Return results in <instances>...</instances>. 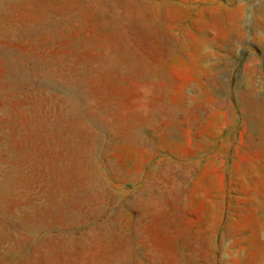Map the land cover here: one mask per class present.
<instances>
[{"label":"rangeland","instance_id":"374dc122","mask_svg":"<svg viewBox=\"0 0 264 264\" xmlns=\"http://www.w3.org/2000/svg\"><path fill=\"white\" fill-rule=\"evenodd\" d=\"M0 264H264V0H0Z\"/></svg>","mask_w":264,"mask_h":264}]
</instances>
